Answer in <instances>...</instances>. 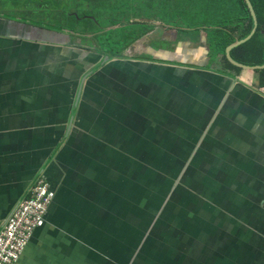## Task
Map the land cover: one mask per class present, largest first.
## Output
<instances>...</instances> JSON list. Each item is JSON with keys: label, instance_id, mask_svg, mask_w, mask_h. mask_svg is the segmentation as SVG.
<instances>
[{"label": "crops", "instance_id": "obj_1", "mask_svg": "<svg viewBox=\"0 0 264 264\" xmlns=\"http://www.w3.org/2000/svg\"><path fill=\"white\" fill-rule=\"evenodd\" d=\"M8 23L0 16V233L39 180L52 196L16 264H264V90L251 86L255 74L231 79L205 68L208 58L105 60L77 38L39 43ZM129 154L145 157H132L135 179L121 171L133 167ZM152 180L153 191L139 192ZM173 184L178 195L168 197ZM185 184L195 195L180 196ZM202 199L210 203L199 207ZM219 211L240 243L197 242Z\"/></svg>", "mask_w": 264, "mask_h": 264}, {"label": "rangeland", "instance_id": "obj_2", "mask_svg": "<svg viewBox=\"0 0 264 264\" xmlns=\"http://www.w3.org/2000/svg\"><path fill=\"white\" fill-rule=\"evenodd\" d=\"M11 4H15L13 9H16V7L20 4V0H3L2 2H0V12H7V13L10 12L12 14H15V17L10 15L11 17L7 19V22L12 23V21H16V18H19L21 15H19V13L17 11H16V13H14L15 12L14 10H9V7H12V6H10ZM146 4H148V3H146ZM176 6L177 7H175V9H168V10L163 9L162 10L161 8H157V7H155V5H153V7H155L156 10L155 11H149V10H147L145 3H141L139 5L137 2H133L131 12H130V6L127 8L130 16L129 17L126 16L127 18H119L117 20L119 22L118 25L121 26V25H123V23H126V22L132 23L135 18H140V17L141 18L143 17L142 20L161 21L163 23L162 26L161 25L156 26L155 24H149V23L145 22L144 24H147L148 26H146L145 28L142 26L140 29L142 31L143 30L149 31L148 34H152L154 32H156V33L160 32L161 33L168 28L176 29V32L178 35H177L175 41L178 44V42L181 40H184V38H189L192 40L196 39V35H197L196 31H186V30H191V29L194 30V29H196V27H203V25H205V24L209 27L216 28L217 27L216 25L222 23L224 20V17H226V15L221 14V11H218V12L212 11L208 7L206 0H179L176 2ZM35 9H37V8H35ZM218 9H221V8H218ZM65 11H67V10H65ZM21 12H24V13H22V17L33 18L37 21H39V18L42 19L41 17L34 15V13H36V10L35 11L32 10L33 14L26 13L25 9H23ZM16 15H19V16H16ZM100 20H101V24H102L103 28H107L110 26V24H108L107 20H102V19H100ZM42 21H44V20L42 19ZM60 22L61 21L54 20V21H49L48 23H54L56 25L62 24ZM86 23H87V21L85 22V24ZM130 23L127 26L129 30H130ZM69 27L70 28L75 27L77 29L83 28L82 22H80L78 24L77 22H73L72 20L69 22ZM97 29H99V28L97 27L95 30H89V32L96 31ZM119 29H120V27H119ZM207 32H210V31H207ZM112 34H114V36H113L114 38L121 36L120 33H112ZM107 36H108V34L103 33L97 39H94L92 37H79V39H81V40H79V39H76V40H79L81 42L86 41L87 47L92 46L95 48V44H98V43L100 44V42L106 43L105 38H107ZM109 40H110L109 42L112 43V46L118 47V46L122 45V44H119L118 41H115L117 39L110 38ZM173 44H175V42H173ZM162 45H163L162 41H157L154 43V46H156L158 48H161ZM167 46L172 47V44H167ZM128 49H126V50H128ZM98 50L101 52L100 55L104 56V58H105V54L102 52H106V50H103L101 48H98ZM126 50H124L122 52L124 53ZM120 56H125V55L122 54ZM218 66L220 68L222 67L221 64H219ZM209 67L212 68V65H210ZM246 73H247V78L252 77L253 74L257 75V73L254 71H248ZM171 147L172 146H170V149H171ZM129 155H130L129 158H131L130 162H132L133 167L122 168L121 171H122V174H124L125 176H129V179H135L139 176L140 173L139 172L136 173L137 170H135V168H136L135 164H137V163H135L133 161V159H132L133 156L131 154H129ZM133 158H135V160L138 162L145 160V157L140 156V155L133 157ZM145 172H146V170H145ZM166 180H170V179H166ZM158 182H160V184H161V183H163V180H158ZM190 188H191V186L189 187L187 184H185L183 186V188L180 189L181 190L180 192H182V193L185 192L188 195L190 193H191V195H195V193L193 191H191ZM168 189H169V191L167 192L168 197H170L174 194L178 195V193L176 192V189H177L176 184H173L172 187L168 188ZM191 195H189V196L191 197ZM188 199H192V198H188ZM209 203L210 202L208 200L202 199L200 204H199V207L200 206L205 207ZM222 203L220 204V206L222 205ZM196 205L197 204H195V202H191V204H189V206H193V208ZM225 205L226 204H224L223 206H225ZM223 206L221 208H219L220 211L223 210L222 209ZM220 211H219L217 217H215V215H212L210 213L207 214V217L208 216L209 217L208 218L206 217V219L208 221H210V223L213 222L212 220L214 219L216 221V223L209 226V229H208L207 235H206V241H207L206 243H220L221 242L220 240L221 239L223 240L224 238H228L229 243H240L242 241L241 240V230L236 229L235 227H232L231 223L229 222L230 216L226 215V214L222 215L221 214L222 212H220ZM207 220L204 223H207Z\"/></svg>", "mask_w": 264, "mask_h": 264}, {"label": "trees", "instance_id": "obj_3", "mask_svg": "<svg viewBox=\"0 0 264 264\" xmlns=\"http://www.w3.org/2000/svg\"><path fill=\"white\" fill-rule=\"evenodd\" d=\"M179 0H146L144 3L146 4L149 11H155V7L161 8L162 10L175 9L176 2ZM208 7L215 12L221 11L222 15H226L222 23L217 24L216 28L209 27L206 24L203 27H196V29L186 30V31H196V40L200 37V32L205 30L208 37V42L210 45V52L208 55V65L205 68H209V66L214 63L216 60H220L221 66L223 68L222 73H230L233 77L236 74H240L242 71L241 67H238L232 64L227 56H226V47L235 42L237 39L246 38L254 29V19L250 12L246 0H206ZM252 5L255 8L258 18V25L255 32L252 34L250 38H248L245 42L240 45L234 47L231 50L232 57L243 64H264V0H250ZM135 0H130V8L132 7V3ZM155 5V7H153ZM183 5V4H182ZM185 6V5H184ZM183 6V7H184ZM198 6V5H197ZM221 9H218V8ZM224 8V9H223ZM223 9V10H222ZM91 28L96 27L97 24L88 22ZM148 26L144 23H136L134 24L135 31L130 32V36H126L121 38L118 41L121 50L116 51L115 46H112V43L109 42L110 38H105L106 43L95 44L94 47H90L92 51L98 53L99 46L101 49L106 50L109 58L120 56L123 54L122 51L131 47V45L148 34L149 31H140L141 27ZM131 28V27H130ZM125 30V29H123ZM210 31V32H207ZM133 35V36H132ZM97 39V38H94ZM86 44L87 42H83ZM97 45V46H96ZM97 48V49H96ZM143 59H153V57L142 56ZM103 64V63H100ZM259 73V83L261 86H264V68L257 70Z\"/></svg>", "mask_w": 264, "mask_h": 264}, {"label": "water", "instance_id": "obj_4", "mask_svg": "<svg viewBox=\"0 0 264 264\" xmlns=\"http://www.w3.org/2000/svg\"><path fill=\"white\" fill-rule=\"evenodd\" d=\"M248 7L250 9V12L253 16L254 19V29L251 32V34H249L246 38L243 39H237L235 42L229 44L226 47V56L228 58V60L238 66L242 68L243 70H248V71H254L257 73L256 77H258V83L255 81L254 83H252L251 86H255L258 90L262 91L264 90V86H261L259 83V73L257 72V70L263 69L264 68V64L259 65V64H243L241 62L236 61L232 55H231V50L240 45L241 43L245 42L248 38H250L252 36V34L255 32L257 25H258V18H257V13L255 11L254 6L252 5L250 0H246ZM139 22L141 23H149V24H155L156 26H162L163 23L161 21H151V20H142L140 19ZM9 26H12L15 29H19V35L21 38H28L30 40H36L39 43H48L49 42H54V41H59L63 43H59L61 45H66L67 43H69L70 41V36L66 35V34H60V33H55V32H46V30L42 27H38L33 25V23H24V22H20V21H12V23H8ZM127 27V26H125ZM123 28V27H120ZM172 30V32L170 31ZM25 32L27 33V35H25ZM24 33V35H23ZM59 35V36H58ZM47 36H55V37H47ZM63 36V37H62ZM177 37V32L175 29H166L163 32H159V33H152V34H147L144 37H142L141 39H139L138 41L134 42L131 47L126 50L123 54L125 56H130V57H142V56H146V57H153L154 60H159V61H165V62H173L176 61L178 63H183V64H188V63H196V62H207V58L210 52V45L208 42V37H207V33L202 30L200 32V37L196 40H192L189 38H184V40H181L172 45V50L170 49V46H167V44H171L172 40L175 41ZM79 39V38H77ZM81 40V39H79ZM157 41H162L163 45L161 48H156L154 46V43ZM154 42V43H153ZM188 47H196L197 50L195 48L190 49L189 53L186 52V49ZM188 50V49H187ZM191 53V54H190ZM100 55V54H99ZM82 56L87 57L88 55H84L82 54ZM93 58V57H92ZM106 60V58H105ZM220 60H216L212 65L219 67L218 65L221 64L219 63ZM106 64V62L104 63ZM199 66V65H198ZM220 70L223 71V68L219 67ZM221 71V72H222ZM226 74V73H225ZM226 76H230L231 79H237V80H241V82H245L247 83V81L240 76L239 74H236L235 77H233L230 73H227ZM226 78V77H225ZM253 78V75L252 77ZM251 83V82H250ZM257 83V84H256ZM256 84V85H255ZM162 164H159L158 167V171H162L163 173H169L168 178H176L179 175L180 171H174L173 169V165H170L168 167H163ZM154 168V169H156ZM194 172V170L191 172V174ZM159 173V172H158ZM155 174V173H154ZM153 176V175H151ZM199 178V177H198ZM154 183V181H150V183L148 184H143L141 183L138 186L139 192H143L144 190H149V191H153L150 189V186H152ZM180 196H185L186 195H180ZM218 205L220 206V203H218ZM199 211V209H195V212ZM187 216H184V219H186ZM203 224H195L193 225L189 230H187L186 232H189L190 235L194 234ZM264 234V232H263ZM206 235L207 233L202 231H198V235L196 236L197 238L201 239V237H205L204 242L202 241H197L200 243H206ZM189 239H191L189 237ZM188 239V240H189ZM259 240H261V237H258ZM226 242V241H225ZM261 243V242H260ZM263 243H264V238H263Z\"/></svg>", "mask_w": 264, "mask_h": 264}, {"label": "flooded vegetation", "instance_id": "obj_5", "mask_svg": "<svg viewBox=\"0 0 264 264\" xmlns=\"http://www.w3.org/2000/svg\"><path fill=\"white\" fill-rule=\"evenodd\" d=\"M2 1L3 0H0V2ZM145 1L146 0H135V2H137L139 5ZM10 6L12 7H9V10H14V13L17 11L19 15H21L19 18H16V20L24 23H33L35 26L42 27L45 30L47 29L46 32L48 31L50 33L55 32L69 35L71 39H76L79 37L99 38V36H101L103 33L108 34L107 39H124V37L126 38V36H130V32L135 31L134 24L140 23L139 20L143 19V17L135 18L132 23L126 22L121 26L118 25L119 22L117 20L119 18H127L130 16L127 9L130 6V0H20V4L16 7V9H13L15 4H11ZM145 6L149 7L146 4ZM23 9H25L26 13L28 14H33L32 10H36L34 15L41 17L44 21H42L40 18L39 21H37L33 18L22 17V13L24 12L21 11ZM131 10L132 7L130 8V12ZM147 10L150 9L147 8ZM0 14V16L4 17L5 19L10 18V15L15 17V14L10 12H0ZM99 18L102 20H107L110 26L103 28ZM54 20L61 21L60 23L62 24L56 25L54 23H48L49 21ZM71 20L73 22H77L78 24L82 22L83 28H70L69 22ZM86 21L87 23L85 24ZM89 21L97 24L96 27L91 28L90 24H88ZM129 23L131 27L130 30L128 27H124L128 26ZM97 27L99 29L96 31L89 32V30H95ZM119 27L123 28H120V30ZM112 33H120L121 36L114 38V34ZM97 48L100 47L97 46Z\"/></svg>", "mask_w": 264, "mask_h": 264}, {"label": "built area", "instance_id": "obj_6", "mask_svg": "<svg viewBox=\"0 0 264 264\" xmlns=\"http://www.w3.org/2000/svg\"><path fill=\"white\" fill-rule=\"evenodd\" d=\"M51 200L49 184L39 180L0 233V264H16L20 260L34 232L45 225Z\"/></svg>", "mask_w": 264, "mask_h": 264}]
</instances>
